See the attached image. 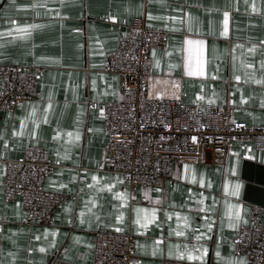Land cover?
Masks as SVG:
<instances>
[{
    "label": "crops",
    "instance_id": "0c3cea01",
    "mask_svg": "<svg viewBox=\"0 0 264 264\" xmlns=\"http://www.w3.org/2000/svg\"><path fill=\"white\" fill-rule=\"evenodd\" d=\"M109 18L168 34L149 52L150 97L230 108L264 127V0H0V64L45 69L34 101L0 118V160L45 149L55 168L43 188L66 198L27 222L19 198L4 200L0 163V264H91L96 230L133 235L136 264H246L232 238L255 206L247 163L264 164L251 141L223 160L207 154L221 164L176 162L171 180L132 193L105 171L108 138L88 103L120 97L118 76L102 69L119 38Z\"/></svg>",
    "mask_w": 264,
    "mask_h": 264
},
{
    "label": "built area",
    "instance_id": "2783aa9c",
    "mask_svg": "<svg viewBox=\"0 0 264 264\" xmlns=\"http://www.w3.org/2000/svg\"><path fill=\"white\" fill-rule=\"evenodd\" d=\"M108 21L117 27L119 38L117 49L104 58L102 69L118 76L120 97L104 104L89 102L88 106L102 115L108 138L105 171L121 176L123 189L132 193L137 188L162 185L172 179L176 162L221 164L208 160L207 154L223 160L230 145L241 140L251 141L264 158V127L235 119L230 108L149 96V52L166 47L165 31L146 28L143 18ZM44 74V68L0 64V118L34 101L37 82ZM0 163L4 165V200L19 198L27 222L37 221L66 199L62 193L43 188L44 179L55 168L45 149L28 145L21 160ZM262 216V208L251 206L248 223L241 224L232 238L234 254L244 256L246 264H264ZM91 264H136L135 237L96 230ZM163 264L186 263L164 260Z\"/></svg>",
    "mask_w": 264,
    "mask_h": 264
},
{
    "label": "water",
    "instance_id": "95a60500",
    "mask_svg": "<svg viewBox=\"0 0 264 264\" xmlns=\"http://www.w3.org/2000/svg\"><path fill=\"white\" fill-rule=\"evenodd\" d=\"M246 170V178L248 180L245 189L246 201L257 207L264 208V164L255 166L253 163H247Z\"/></svg>",
    "mask_w": 264,
    "mask_h": 264
},
{
    "label": "snow or ice",
    "instance_id": "6c2138e0",
    "mask_svg": "<svg viewBox=\"0 0 264 264\" xmlns=\"http://www.w3.org/2000/svg\"><path fill=\"white\" fill-rule=\"evenodd\" d=\"M192 139H193V141H195V140H196V137H193ZM188 258H189V259H194V258H196V257H194V256H192L191 254H189ZM241 264H243V262H241Z\"/></svg>",
    "mask_w": 264,
    "mask_h": 264
}]
</instances>
